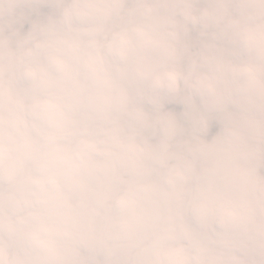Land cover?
<instances>
[{
    "label": "clouds",
    "instance_id": "clouds-1",
    "mask_svg": "<svg viewBox=\"0 0 264 264\" xmlns=\"http://www.w3.org/2000/svg\"><path fill=\"white\" fill-rule=\"evenodd\" d=\"M0 264H264V0H0Z\"/></svg>",
    "mask_w": 264,
    "mask_h": 264
}]
</instances>
